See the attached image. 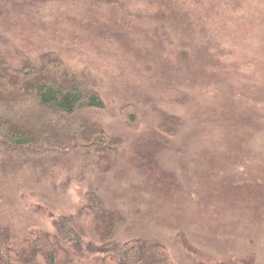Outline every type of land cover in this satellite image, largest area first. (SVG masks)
Wrapping results in <instances>:
<instances>
[{
    "label": "rangeland",
    "instance_id": "obj_1",
    "mask_svg": "<svg viewBox=\"0 0 264 264\" xmlns=\"http://www.w3.org/2000/svg\"><path fill=\"white\" fill-rule=\"evenodd\" d=\"M48 52L89 72L105 108L85 117L123 147L105 174L66 159L0 175V230L49 236L91 189L122 213L119 240L162 241L177 264H264V0H0V57ZM168 117L182 122L160 129Z\"/></svg>",
    "mask_w": 264,
    "mask_h": 264
},
{
    "label": "trees",
    "instance_id": "obj_2",
    "mask_svg": "<svg viewBox=\"0 0 264 264\" xmlns=\"http://www.w3.org/2000/svg\"><path fill=\"white\" fill-rule=\"evenodd\" d=\"M17 57L18 64L0 57V175L12 176L27 168L40 179L66 159H76L82 175L88 170L110 172L123 142L85 117L89 111L105 108L90 85L89 72H71L53 52L42 54L38 61L22 53ZM122 115L128 124L136 122L132 105L124 106ZM181 122L177 117L161 118L160 129ZM82 191L77 192L76 207L64 215L49 216L53 229L49 236L31 233L17 243L0 230V264H83L90 257L94 264H177L162 241L119 240L122 213L93 190ZM183 237L178 234L179 244L193 256ZM215 262L254 264L253 259Z\"/></svg>",
    "mask_w": 264,
    "mask_h": 264
}]
</instances>
